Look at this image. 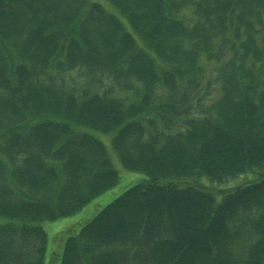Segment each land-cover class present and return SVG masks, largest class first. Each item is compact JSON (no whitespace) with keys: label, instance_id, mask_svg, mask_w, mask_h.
<instances>
[{"label":"trees","instance_id":"1","mask_svg":"<svg viewBox=\"0 0 264 264\" xmlns=\"http://www.w3.org/2000/svg\"><path fill=\"white\" fill-rule=\"evenodd\" d=\"M104 1L0 0V264H264V0Z\"/></svg>","mask_w":264,"mask_h":264},{"label":"rangeland","instance_id":"2","mask_svg":"<svg viewBox=\"0 0 264 264\" xmlns=\"http://www.w3.org/2000/svg\"><path fill=\"white\" fill-rule=\"evenodd\" d=\"M93 1H100L105 4L104 0H93ZM209 91L211 92V94L215 92L216 96H218L219 89L217 86L215 87L214 85L211 86ZM210 100H211L210 97L206 98V101L210 102ZM103 141L105 142V145L108 148L113 165L119 172L120 180L113 189L97 197L86 208H84L77 214L69 218H63L57 221L46 222L43 224V227L45 228L49 237L48 253L52 251L53 248H56L60 244L63 238H66L69 234L77 230L78 227L80 228L83 223L87 222L88 220L96 216L99 211H101L104 207H106L108 204L113 202L116 198L121 196L130 187L146 182L148 180V177L145 174L131 172L124 169L121 162L119 161L115 152L112 149V146L109 142V137L106 136L103 137ZM240 180L241 179H238L237 181L229 180L228 182L223 184L222 187L231 186V185L233 186L235 182H238ZM207 182L208 181H206V183Z\"/></svg>","mask_w":264,"mask_h":264},{"label":"crops","instance_id":"3","mask_svg":"<svg viewBox=\"0 0 264 264\" xmlns=\"http://www.w3.org/2000/svg\"><path fill=\"white\" fill-rule=\"evenodd\" d=\"M58 264V263H57Z\"/></svg>","mask_w":264,"mask_h":264}]
</instances>
